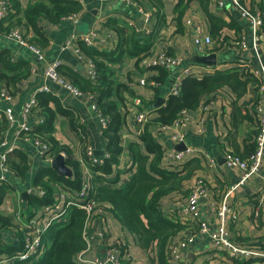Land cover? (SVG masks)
Listing matches in <instances>:
<instances>
[{"label": "crops", "instance_id": "crops-1", "mask_svg": "<svg viewBox=\"0 0 264 264\" xmlns=\"http://www.w3.org/2000/svg\"><path fill=\"white\" fill-rule=\"evenodd\" d=\"M0 1L7 2L5 5H0V12L4 15L0 19V24L4 28L9 23L8 19H23V13L34 3L33 0H15L18 5L17 8H14L13 4L8 0ZM78 1L82 5L80 14L63 16L58 23H53L47 19L40 21V32L44 39L35 38L31 28L26 25L15 27V30L22 32L28 39H34L35 47L39 50L42 60H39L40 56L35 54L28 45L18 44L7 38V34L11 31L4 34L0 30V55L2 53L9 54L8 60L11 62L19 64L25 61L29 62L31 66V69H28V77L23 79L22 82L11 83L8 78H2L0 80V95L4 93L7 96L0 100V108L2 110L0 112V145L2 143L4 144L0 148V153L6 154L7 157L5 162L7 165V173L4 176L8 181L13 176V180L10 183L14 185L13 190H4L3 194H5V199L0 213L10 220H13L16 214L22 219L21 209L25 207L28 198L30 199L32 195H40L34 183V177L36 175V173L34 174V168H37L38 166L36 165L38 164H43L44 161L39 157L37 153L38 149L33 146L34 142L31 136L20 133L19 130L23 125H26L31 132L33 128L40 125L39 118L42 117H38L37 114H24L22 109L26 103L30 102L34 97L36 98L41 85L45 84L61 101H65L68 106L71 104L72 107L69 106V109L75 112V130L69 127L68 119L61 118V116L57 115L55 119V133L61 142L67 144L73 151V157L76 162H79L82 174L87 169V165L83 159L89 158L87 155L89 150L93 153L94 151H104V154H107L105 148L106 142L102 137L98 114L92 107L95 104L94 97H90L81 91V95L73 96L67 100L70 95L69 93L63 91L51 80L45 79L44 74L46 68L57 62L60 63V66L81 70L84 76L90 81L91 76L89 72L91 71L90 63H92L97 78H99L96 65L79 52L78 41L71 43L68 48H64V43L69 41L72 36L75 35L80 38L89 39V44L83 43L87 47L98 51L119 52L120 50L124 51V49H128L133 52L136 49V44H142V47H150L148 53L145 54L147 58L163 52H169L174 57H182L180 65L169 71L171 72L169 76L170 83H162L160 86L159 83L157 84L151 79L157 77V69H142L136 58H129L124 54L125 56L122 58L121 65L117 69L116 77L120 82L127 84L133 92V94H126L125 96L129 112L126 116V122L121 135V142L124 144L135 141L138 134L132 121L135 108L131 102L134 98L141 99V109L148 113L149 120L155 115V109L164 106L165 103L159 107H155L156 101L157 99L166 101L169 84H171L174 78L179 76L182 79L188 72L203 74L209 68L191 61L194 55H200L196 52L193 44V40L196 37V28L200 27L203 30V35L209 36L207 16L197 2L190 4L182 18V25H177L178 13L176 12V0ZM223 2L224 8L220 9L217 6L216 0H210L208 6L209 12L221 15L225 20L227 16L222 10L226 12L229 9L230 14H234L242 25H244L240 43H245L247 49L243 51L240 47L237 50L230 48L224 50L225 52L223 53H215L218 63L216 69H228L236 64L240 66V63H245L252 70L260 71V65L252 50L253 40L249 23L242 17L238 10L233 8L228 0H223ZM247 3L251 7H254V9H262L264 15V0H246V6H248ZM158 10L159 12L161 11L160 15L156 14ZM16 13L17 16H14ZM144 13L150 16L149 23L145 22ZM186 20L191 21L190 26H185ZM118 27L124 28L125 31H123V34L125 36L134 35L136 41L133 45L128 44L122 48H116L118 42L117 33L119 32ZM179 31L182 33H179ZM261 39L259 49L264 56V38L261 36ZM212 46L205 53L206 55L211 54L210 50ZM12 70L14 72L9 73L10 76H14L18 72H24L19 69V65L14 66ZM4 73L7 72L4 70V66L0 64V75H4ZM140 74L145 75L143 77H147L148 82H155L156 87H139L138 80L141 77ZM253 89L256 88L254 86L248 87L247 95L243 99L245 102L238 101L237 105L241 109H243L247 101H252L254 98ZM154 101L155 103L152 104ZM204 103L207 107V112H203L200 106L195 110L183 111V116L188 119L187 125L183 129L186 137L185 142L186 146L192 149V152L187 154L185 159L196 160V158L207 155L214 159L216 166H210V168L203 171H194L190 178L182 180L180 192L172 191L162 198L161 210L166 217L180 220V222L184 221V225L186 226L188 224L190 227V222L187 223L185 221L183 208L187 203V198L193 183L197 177H200L205 184L208 196L200 199L198 203V217L206 224L209 231H213L218 225L215 205L218 204L224 194L222 190L224 189L225 191L229 185L237 183L241 175L239 170L228 171L224 167L223 159L227 152H234L236 154L246 152V140L244 137L251 128V123L248 121L242 122L240 117H236L234 115L236 112L231 111L229 100H223L221 95L215 96L210 102ZM8 109H11L13 115V119L10 122L6 120L3 112ZM81 116L86 119V126L84 127L78 123V119ZM199 130L202 133H199ZM155 138L166 148L172 147L174 149L175 145L171 139L170 128L162 127L156 133ZM226 138H229V140H226ZM9 154H11L10 157L13 162H16L20 166L25 164L23 158L26 155L27 166H29V163L32 166L31 170L29 169L28 171L27 169L26 171L28 173L27 178L24 179L21 175L14 173V170L9 169L11 165L8 161ZM19 154L22 155H20L21 158H19ZM13 162L11 163L13 164ZM124 162L126 160L122 159L121 165ZM88 163H90L89 160ZM127 170V168H122V171L125 173L121 172L119 178L123 185H126L131 179V172H126ZM2 185L5 184L3 183ZM57 195L55 192L54 198ZM256 201L259 210L253 207ZM228 204L237 215V219L234 221L230 218L231 222L229 223L228 232L232 240L246 247L258 241L259 238H264V149L258 172L228 200ZM42 209L45 208L33 210L32 215L28 219L34 218L38 226L47 228L49 221L47 224L43 222L44 214H42V217L37 218ZM255 210L259 211L257 212V215L260 216L258 219L253 218V212L255 213ZM28 219L26 218L24 220ZM87 231L90 241L83 255L89 261L101 260L106 253H110L111 255H119L122 258L123 264L157 263V261H154L155 253L153 255L145 253L139 247L136 236L126 229H123L112 215H103L102 213L101 217L93 218L88 224ZM188 231H190V228L185 232ZM182 236L183 234L180 233L170 241L167 253V259L169 258L170 264H221V261L226 259L208 258L207 253L212 248V245L207 235H197V239L193 244H188L184 247L180 246ZM10 239L14 241V245L18 244L15 235H11L10 232L0 228V247L8 246L11 243ZM23 241L24 234L21 236L20 243H23ZM256 244L258 243L252 245ZM260 249L264 253V247ZM5 256L4 254H0L2 259Z\"/></svg>", "mask_w": 264, "mask_h": 264}, {"label": "trees", "instance_id": "trees-1", "mask_svg": "<svg viewBox=\"0 0 264 264\" xmlns=\"http://www.w3.org/2000/svg\"><path fill=\"white\" fill-rule=\"evenodd\" d=\"M8 1L13 4L14 8H17L18 3L15 0ZM176 1L177 25H182V18L190 4L197 2L200 5L208 20V33L213 42L211 53L218 54L225 52L224 50L226 49L233 48L237 50L239 48L244 25L234 14H230L229 9L226 12L222 10L227 16V19L224 20L221 15L209 12L210 0ZM245 1L242 0L244 5ZM33 2L30 8L23 13V19L7 18L9 20L8 25L4 28L0 24V30L5 34L16 29L15 27L26 25L31 28L35 38L44 39L39 27L42 19L58 23L63 16L80 14L82 11V5L78 0H33ZM247 5L245 6L251 11L257 10L251 7L249 3ZM257 11L263 13L260 8ZM160 13L161 11L159 12V10L156 12L157 15H160ZM14 16H17V13ZM118 29L116 48H122L128 44L133 45L136 41L134 35L125 36L123 34L124 28L118 27ZM260 32L264 38V15ZM179 33L182 32L179 31ZM28 43L35 46L34 39H29ZM78 50L82 56L96 65L99 72L97 81H90L81 70L79 71L76 68L72 69L59 65L56 68V72L58 76L66 79L78 90L86 94L92 93L95 97L96 112L108 120L107 128L102 130V137L106 142L105 148L109 157L105 159L104 157H98L102 159L103 163L94 164L93 166L88 163V158L83 159L92 175L90 178L89 196L103 209V215L114 216L123 229L136 236L139 247L145 253L150 255L155 253L154 261H157L156 264H170L169 258L167 259L170 241L178 234H183L190 227L188 224L185 226L184 221L180 222V220L166 217L161 210V200L172 191L180 192L182 180L190 178L194 171L206 170L209 165L206 158L202 156L196 158V160H187L189 158H186L179 162L169 161L165 156L167 148L156 140L155 135L162 127H170L182 115V111L195 110L199 108L201 103L210 102L215 96L221 95L223 100H229L231 111L236 112L234 114L236 117H240L242 122L248 121L251 123V128L244 137L246 140V152L243 154L231 152L242 160L248 159L255 150V139L259 130V121L255 110L259 98L257 81L254 79L250 71L251 68L248 65L238 66L236 64L228 69H216V67H213L208 68L207 72L203 74L192 72L182 78L179 96L169 95L164 106L155 109V115L143 125L142 130L137 134L136 140L124 144L121 142V135L129 112L125 96L126 94H133V92L127 84L117 79V69L121 65L123 56L126 55L129 58L139 60L148 53L150 47H142V44H136V49L133 52L128 49L120 50L119 52H107L87 47L83 41L79 40ZM166 54L173 56L169 52ZM8 56L9 54L6 53L0 55V64L4 66V70L7 72L4 75H0V80L8 78L11 83L22 82L29 75L30 63L22 61L19 64H15L8 60ZM16 65H19V69L24 72H18L14 76H10L9 73L14 72L12 68ZM155 69H157V77L151 79L157 84L159 83L160 86L162 83H170V70ZM140 75L142 76V74ZM251 86L256 88L253 89L254 98L252 101H247L243 109H241L237 105L238 101L245 102L243 99L247 95L248 87ZM36 98L38 102L36 114L38 117L43 118V122L35 127L34 132L30 133L29 136L33 139L40 138L49 146V158L52 159L63 154L65 156V164L72 170L73 177L68 179L58 176L50 168V164L47 161L41 165H36L38 170L34 168V174L36 173L34 177L35 187L39 193L44 192V195H32L30 199L28 198L25 207L21 209L22 221H27L24 219H28L32 215L33 210L53 205L55 203V192L77 194L84 181V175L81 172L79 162H76L73 157V151L67 144L62 143L55 133L57 115L68 119L69 127L75 130V112L69 109V106H72H68L58 96L48 93H38ZM154 103L155 101L152 102V104ZM226 140H229V138H226ZM11 154L8 156L10 159L8 161L11 164L9 169L14 170V173L21 175L24 179L27 178L28 173L26 171L27 169L28 171L29 169L31 170L32 166L30 163L27 166L26 155L25 157L23 156L25 164L20 166L13 162L10 157ZM20 155L19 158H21ZM122 159H132V168L126 171L132 172L131 179L126 185H123L119 180L121 172H123ZM43 160L45 161L46 159ZM4 184L0 185V209L5 199L4 190L11 191L14 188V185L8 180ZM223 192H225L224 189L222 190ZM253 207L259 210L257 201ZM64 211L65 213L60 219L53 221L43 231L40 252L26 264H82L77 262V257L82 255L87 249L82 233L88 225V221L90 222L92 219L87 218L83 210L74 206H69ZM259 217L258 215L255 218L258 219ZM0 228L10 232L11 235H15L18 240V244L14 245V241L10 239L11 243L8 246L0 247V252H3L0 254L12 256L17 251H20L23 246V243H20L23 231L20 230L18 221L15 218L10 220L0 213ZM232 241L239 245L235 240ZM254 243L258 244L252 245ZM254 243L246 247L254 248L261 252L260 248L264 247V238H259ZM38 257L40 258L37 259ZM224 258L226 259L222 260ZM222 259L221 264L264 263V259L259 257L249 259L223 257Z\"/></svg>", "mask_w": 264, "mask_h": 264}, {"label": "built area", "instance_id": "built-area-1", "mask_svg": "<svg viewBox=\"0 0 264 264\" xmlns=\"http://www.w3.org/2000/svg\"><path fill=\"white\" fill-rule=\"evenodd\" d=\"M108 1V0H103ZM218 8H224V2L223 0H216ZM228 2L233 6L234 9L238 10V12L244 17L247 22L249 23L251 34H252V50L254 52V55L256 56V59L258 60V63L260 65V71L256 70H250L254 79L257 81V89H258V105H256V113L257 118L259 121V130L255 139V150L253 153L249 156L248 159L242 160L238 156L234 155L231 152H227L225 155V161H224V167L228 171H236L239 170L241 172V175L239 177V181L237 183L231 184L227 187L225 190L223 196L219 200L218 204L215 205L216 207V213H217V219H218V225L217 228L213 231H209L206 224L201 221L198 217L197 212V206L200 201V199L205 198L208 196L207 189L205 187V184L202 180V178L197 177L195 182L192 185L190 194L187 198V203L185 207L183 208V213L185 216V221L187 223L190 222V231L184 232L182 236V241L180 242V246L184 247L188 244H193L196 239L197 235H207L208 240L211 242L212 248L210 252L208 253V258H220L228 257L232 259H249V258H255L259 257L264 259V253H261L258 250H255L254 248H247L243 246L236 245L232 239L229 236V223L231 222L230 218L234 220L237 219V215L234 212V210L229 206L228 200L233 197V195L256 173L258 172L260 165H261V156L264 149V56L263 53L259 49V43L262 40L261 39V27L263 24V13L253 10L251 11L248 9L243 3L242 0H228ZM6 1H0V5H5ZM145 16V22L149 23L150 16L147 13H144ZM4 17L3 13L0 12V19ZM191 21L186 20L185 26H190ZM196 37L193 40V44L196 48V52L200 55H206L205 53L208 51V49L213 45L211 38L208 35H203V30L200 27H197L195 30ZM7 38L10 40L22 44V45H28L29 48L37 55L40 56L39 50L34 46L30 45L29 39L20 31L18 30H11L10 33L7 34ZM83 41L84 43L89 44V39L80 38L77 36H72L69 41L64 43V48H68L71 43L76 41ZM239 47L246 51V45L245 43L241 42ZM39 60H42V57H39ZM138 62L140 63V66L142 69L147 68H161L166 70H171L172 68H175L180 65L182 62V57H174L169 56L166 53H158L157 55H154L150 58H147L146 56L141 57ZM60 65V63H54L49 65L45 70V79L51 80L54 84H57L63 91L66 93H69L72 96H78L81 95L82 92L78 90L76 87H74L70 82H68L66 79L58 76L56 72V68ZM247 64L240 63V66H245ZM94 65L90 63L91 71V81H97V74L94 71ZM190 72L187 73L189 75ZM186 75V76H187ZM145 75H142L140 79L138 80V86L139 87H156L155 82H148L147 77H143ZM181 78L178 76L174 78V80L171 82L168 95L166 98L171 96H179L180 94V86H181ZM39 93H48L52 95H56L53 93L45 84L41 85L39 88ZM90 97H94L92 93L86 94ZM7 96L4 93H1L0 100L2 98H6ZM95 99V97H94ZM37 98H33L30 102L26 103L23 107V113L24 114H35L36 115V109H37ZM141 99L135 98L133 99L132 106L135 108V112L132 118L133 126L137 130L138 133L143 128V125L148 121V113L141 109ZM92 107L96 108V105L93 104ZM200 109L203 112H207V107L205 103H202L200 105ZM0 108V112H1ZM4 116L7 121H12L13 115L11 112V109H8L7 111H3ZM86 112H88L86 110ZM183 111L181 112V116H179L170 127L171 130V139L174 143V145L184 144L185 148L183 151L176 152L172 147H168L166 150V157L168 160L172 162H179L185 159V156L192 152V149L190 147L186 146V137L184 134V127H186L188 119L183 116ZM98 114V118L100 121L101 129L104 130L107 128L108 120L101 117V115ZM40 123L43 122V118H39ZM78 123L81 126H86V119L81 116L78 119ZM33 128L30 132V130L26 127V125H23L21 129L19 130L20 133L27 134L28 136L30 133L32 134L34 132ZM199 133H202L201 130H199ZM34 147L38 149L37 153L40 158L46 159L44 162L47 161L48 164H50L51 160L53 158L48 157V150L49 146L44 143L40 138L33 139ZM3 143L0 145V148L3 147ZM11 150V149H10ZM8 150V151H10ZM64 158L65 156L61 154ZM88 160L90 161V165L93 166L94 164H102V159H99L95 156H93V152L91 150L88 151ZM104 159L108 158V154L103 155ZM206 161L210 166H216L215 161L212 157L205 155ZM1 158V164H0V185L2 183L6 182V177L4 174L7 173V165L6 162V154L0 153ZM43 162V163H44ZM125 163V164H124ZM122 165V168L131 169L132 168V159L126 160ZM132 174V172H131ZM84 181L80 187V190L77 194H70L69 192H57V197L55 199V203L51 207L55 210V213L50 216L51 220L48 222V226L55 220L60 219L64 213L65 209L69 206L77 207L78 209L83 210L86 213L87 218L90 220L93 218H98L102 216L103 209L99 207L97 202L90 198L89 196V189H90V178L92 177L90 170L87 169L84 171ZM40 195H44V192H40ZM262 198V197H261ZM63 201V207L62 209L59 207V204ZM45 214H49L50 209H47ZM254 213V216L257 217V210ZM16 220L18 221V224L20 225V230L23 231L24 234V241L23 246L20 251H17L14 255H6L3 259L0 257V264L6 263V264H26L29 262L30 259H32L36 254H38L41 250V235L43 231L46 229L44 226L40 227L37 225V221L34 218H30L27 221H22L20 216L16 214L15 216ZM90 222L88 221V224ZM88 225L85 227L82 237L84 241L87 244L90 241V237L88 235L87 231ZM77 262L82 264H105V263H111V264H123L122 258L119 255H111L110 253H106L105 256L101 258V260L96 259L93 261H89L85 259L84 255H79L77 257ZM132 264V263H128Z\"/></svg>", "mask_w": 264, "mask_h": 264}, {"label": "water", "instance_id": "water-1", "mask_svg": "<svg viewBox=\"0 0 264 264\" xmlns=\"http://www.w3.org/2000/svg\"><path fill=\"white\" fill-rule=\"evenodd\" d=\"M191 61L198 65H202L205 67L213 68L217 66V55L215 53L207 54V55H194L191 58ZM80 68V67H79ZM72 95H69V100L72 98ZM165 101L163 99H157L155 107H159L161 104H164ZM71 105V104H69ZM185 148L184 144H179L174 146V150L176 152L183 151ZM104 155V151H94L93 156L95 157H102ZM204 156V155H203ZM225 161V158L223 159ZM50 168L60 177L64 178H72L73 172L72 170L65 164V159L62 155L56 156L53 160L50 162ZM13 180V176H11L10 181ZM24 195V193H23Z\"/></svg>", "mask_w": 264, "mask_h": 264}, {"label": "rangeland", "instance_id": "rangeland-1", "mask_svg": "<svg viewBox=\"0 0 264 264\" xmlns=\"http://www.w3.org/2000/svg\"><path fill=\"white\" fill-rule=\"evenodd\" d=\"M89 104H90V103H89ZM59 207L62 209V207H63V201L59 204ZM47 209H50L49 214H45V212H47V211H46V209H43V210L39 213V215L37 216V218H40V217H42V214H44V217H43L44 221H43V222H45V224H47V222L51 220L50 216L53 215V214L55 213V210H54L53 208L48 207Z\"/></svg>", "mask_w": 264, "mask_h": 264}, {"label": "clouds", "instance_id": "clouds-1", "mask_svg": "<svg viewBox=\"0 0 264 264\" xmlns=\"http://www.w3.org/2000/svg\"><path fill=\"white\" fill-rule=\"evenodd\" d=\"M61 155V154H60ZM103 157V156H102ZM54 159V158H53ZM65 159V158H64Z\"/></svg>", "mask_w": 264, "mask_h": 264}]
</instances>
